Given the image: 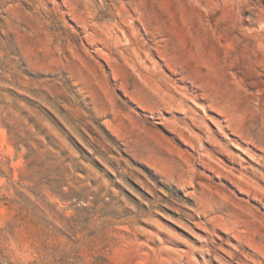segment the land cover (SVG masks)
<instances>
[{
  "label": "rangeland",
  "instance_id": "1",
  "mask_svg": "<svg viewBox=\"0 0 264 264\" xmlns=\"http://www.w3.org/2000/svg\"><path fill=\"white\" fill-rule=\"evenodd\" d=\"M0 264H264V0H0Z\"/></svg>",
  "mask_w": 264,
  "mask_h": 264
}]
</instances>
